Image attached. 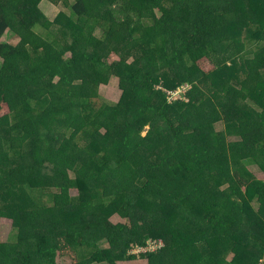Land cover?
I'll return each instance as SVG.
<instances>
[{
	"label": "trees",
	"instance_id": "trees-1",
	"mask_svg": "<svg viewBox=\"0 0 264 264\" xmlns=\"http://www.w3.org/2000/svg\"><path fill=\"white\" fill-rule=\"evenodd\" d=\"M42 1L0 0V264H264V0Z\"/></svg>",
	"mask_w": 264,
	"mask_h": 264
},
{
	"label": "rangeland",
	"instance_id": "rangeland-1",
	"mask_svg": "<svg viewBox=\"0 0 264 264\" xmlns=\"http://www.w3.org/2000/svg\"><path fill=\"white\" fill-rule=\"evenodd\" d=\"M39 8L41 10V13L43 16L46 17L48 20H53L59 12H63L66 14H69V7L64 4H58L54 5L50 3L47 0H43L39 4ZM38 30L41 31V28L39 27ZM97 34L99 32L97 31ZM4 41H9L12 43H15L17 41L16 38L10 37L8 34H4L3 36ZM112 58L116 59L115 55H112ZM1 60V59H0ZM231 73L233 75H240L241 79L237 80L234 78H231V76L225 75L223 78L220 79L218 82L217 86L215 88H211L210 91L211 93L214 94V97L216 99L223 98L225 96L227 86L232 82L235 84V86L241 87L242 85L247 87L248 89L250 88V94L251 95H256L258 93V87H255L249 79L245 76V70L242 68L241 65L238 66H231ZM185 89H179L178 92L179 94H182ZM99 93L102 96L103 99L109 102H116L120 95H121V90L118 86V78L115 76H111L109 82L107 84H101L99 86ZM255 97V96H254ZM251 105V103H249ZM230 108H228L227 112H225V117H224V122L221 124H217L218 129L225 128L226 126L232 125L235 123V119L237 117V109L233 105H229ZM238 139L237 137H230L229 140H236ZM248 167L251 169V171L258 172L259 169L254 163H249ZM51 191V190H50ZM110 219L113 222H126L125 219L120 218L117 214H111ZM14 232L12 226H11V221L7 219H2L1 220V238L2 240L6 241L8 240L11 236L12 233ZM101 245L107 246V243L105 241L101 242ZM57 261L59 264H68L69 260L66 257H58ZM121 264H146V260L143 259H135V260H129V261H122L120 262Z\"/></svg>",
	"mask_w": 264,
	"mask_h": 264
},
{
	"label": "built area",
	"instance_id": "built-area-1",
	"mask_svg": "<svg viewBox=\"0 0 264 264\" xmlns=\"http://www.w3.org/2000/svg\"><path fill=\"white\" fill-rule=\"evenodd\" d=\"M187 88H188V86H181V87H178V88H176L174 90H167L165 88H163V89L168 93L169 101H174V100H177V99H182L184 97L183 94L185 93V91L182 92V94H179L178 90L179 89H185L186 90ZM161 244H162V241H160V240H157V241L149 240L147 242L146 246H137V245L133 246L132 249H131V252L132 253H139L141 251L145 252L147 250H153V249H155L156 247H158Z\"/></svg>",
	"mask_w": 264,
	"mask_h": 264
}]
</instances>
